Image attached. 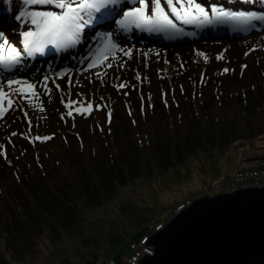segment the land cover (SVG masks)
Returning <instances> with one entry per match:
<instances>
[{
	"label": "rangeland",
	"instance_id": "rangeland-1",
	"mask_svg": "<svg viewBox=\"0 0 264 264\" xmlns=\"http://www.w3.org/2000/svg\"><path fill=\"white\" fill-rule=\"evenodd\" d=\"M234 36L185 39L158 55L144 49L119 77L75 67L77 90L116 105L110 124L107 109L62 120L52 95L36 128L51 140L27 146L21 113L0 125L8 153L7 161L0 149V264H103L114 253L122 261L127 239L148 230L154 213L168 220L173 205L204 195L243 160L264 165L255 159L264 157V32ZM52 189L65 204L47 202Z\"/></svg>",
	"mask_w": 264,
	"mask_h": 264
},
{
	"label": "snow or ice",
	"instance_id": "snow-or-ice-1",
	"mask_svg": "<svg viewBox=\"0 0 264 264\" xmlns=\"http://www.w3.org/2000/svg\"><path fill=\"white\" fill-rule=\"evenodd\" d=\"M229 2L233 3L234 0H229ZM244 2H248V0H244ZM121 3L122 0H23V4L34 6L35 10L22 12L17 16V19L26 18V23L31 25L34 30H25L20 34L22 48L11 44L0 33V68L4 72L11 73L17 65L21 64L23 57L43 55L45 49L49 46H52V49L57 53L75 49L82 42V34L86 28L114 16L115 13L111 6ZM130 3L135 5L137 0H130ZM138 3L139 6L135 7H128L127 3L124 4V10L121 13L122 18L114 20L118 29L117 34L120 31L131 32L135 28L148 32L164 33L169 38H174L183 32L177 26L176 21L198 27L227 24L231 25L233 30L245 32L256 29L259 24H264V11L233 10L216 4L206 8L197 0H138ZM93 41L95 42V53L82 71L103 67V64H97L96 60L99 58L107 61L113 51H119L129 59L132 57V49L128 48L126 50L123 46L117 44L113 32L97 33L93 37ZM198 54L203 55V53ZM86 59L88 58H82L80 62L84 63ZM217 59L223 60L224 56L221 54ZM112 67L113 64L108 62L107 68ZM119 67L123 68L124 65L121 64ZM241 67L243 70L247 65ZM229 71L228 68L222 70L223 73ZM95 75L100 78V73H95ZM2 76L3 72H0V77ZM66 76H68V71L56 73L54 76L45 75L39 85L35 81H29L27 78L15 75L0 79V120L9 111H19L28 124L29 132H31L32 119L29 117L28 112V108L33 107L31 98H39L41 93L37 90L38 88L43 90V94L51 95L52 88L49 87V81L57 91L62 92L63 90L60 84L56 83V80L64 79ZM135 78L137 81L141 80L139 73ZM67 84L69 89L74 86L70 77ZM114 87L119 90L127 87V84L121 82L114 85ZM181 91H183V88H181ZM77 95L79 97L77 100L71 98L65 100L63 96L61 97V102L67 109V112L61 115L62 120L67 116L74 121V113L82 116L91 115L92 102L87 100L82 93ZM162 95L166 97V94ZM149 99H151L150 94ZM101 100H103V97H101ZM141 101L143 104V96H141ZM164 102L167 106L166 99ZM104 107L106 106L96 105L95 110L101 111ZM39 111L44 112V108L40 107ZM129 114L131 115V112ZM108 123H111V111H108ZM11 135L16 136L17 133L12 132ZM20 135L24 136L23 133ZM24 138L29 139L30 137L24 136ZM52 138L53 136L41 137L37 135L31 138V142L48 141ZM3 148L4 146L0 145V149ZM4 156L7 159L6 152H4Z\"/></svg>",
	"mask_w": 264,
	"mask_h": 264
},
{
	"label": "water",
	"instance_id": "water-1",
	"mask_svg": "<svg viewBox=\"0 0 264 264\" xmlns=\"http://www.w3.org/2000/svg\"><path fill=\"white\" fill-rule=\"evenodd\" d=\"M146 243L138 264H264V185L195 197Z\"/></svg>",
	"mask_w": 264,
	"mask_h": 264
},
{
	"label": "built area",
	"instance_id": "built-area-1",
	"mask_svg": "<svg viewBox=\"0 0 264 264\" xmlns=\"http://www.w3.org/2000/svg\"><path fill=\"white\" fill-rule=\"evenodd\" d=\"M250 185L262 186L264 185V166L253 168L246 165H241L237 170L232 173L231 178L228 182L218 186L214 190L220 192L222 189L234 190L239 187H246ZM218 189V190H217ZM224 191V190H222ZM215 192V191H213ZM191 200H186L185 202L177 205L174 210L178 211L188 205ZM163 225V220L159 221L157 218L151 221V230H156L161 228ZM150 231H148L143 237H141L137 242L132 244V252L129 255L124 256V261L122 264H138L139 259L145 253H153V248L146 243L147 238L150 236ZM106 264H120L114 259L107 260Z\"/></svg>",
	"mask_w": 264,
	"mask_h": 264
},
{
	"label": "trees",
	"instance_id": "trees-1",
	"mask_svg": "<svg viewBox=\"0 0 264 264\" xmlns=\"http://www.w3.org/2000/svg\"><path fill=\"white\" fill-rule=\"evenodd\" d=\"M178 154H179V150H178ZM177 154V155H178ZM101 175H103V172H102V174ZM105 182H107L106 180H105ZM52 192V194H53V197H50L49 199H47V202L49 203H54V204H58L59 202H62V203H64L65 204V201H66V196H65V199H63V198H61L60 196H64V195H60V196H58L56 193H55V191L52 189L51 190ZM43 197V196H42ZM41 197V198H42ZM72 203V202H71ZM29 205V204H28ZM72 205L75 207V204H74V202L72 203ZM68 206H71V204H68ZM155 207V206H154ZM36 211V210H35ZM157 211V210H156ZM155 211V212H156ZM11 213V212H10ZM40 213H42V214H44L45 212L41 209V211H40ZM154 214H157V213H154ZM11 215H13L12 213H11ZM33 215H35V213L34 212H32L31 213V217L33 216ZM38 216V215H37ZM145 231V230H144ZM144 231H142V232H144ZM141 231H140V233L138 234V235H140L141 233H142ZM134 235H136V234H134ZM137 235V236H138ZM136 236V237H137ZM134 239H136V238H134ZM113 255V254H112ZM112 255H110V256H112Z\"/></svg>",
	"mask_w": 264,
	"mask_h": 264
},
{
	"label": "bare ground",
	"instance_id": "bare-ground-1",
	"mask_svg": "<svg viewBox=\"0 0 264 264\" xmlns=\"http://www.w3.org/2000/svg\"><path fill=\"white\" fill-rule=\"evenodd\" d=\"M262 32H264V27L252 31L251 34H259V33H262ZM251 34H243V35H241V36H239V37L245 39V38H247V37H248L249 35H251ZM228 36H230V34H228ZM226 37H227V36H226ZM203 40H205V39H203ZM203 40H201V41H203ZM39 83H40V82H37L38 85H39Z\"/></svg>",
	"mask_w": 264,
	"mask_h": 264
}]
</instances>
